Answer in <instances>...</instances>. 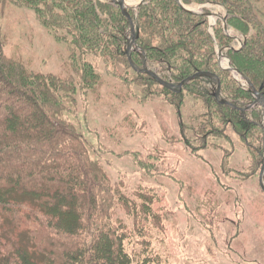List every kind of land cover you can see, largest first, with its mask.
I'll return each mask as SVG.
<instances>
[{"label": "trees", "instance_id": "trees-1", "mask_svg": "<svg viewBox=\"0 0 264 264\" xmlns=\"http://www.w3.org/2000/svg\"><path fill=\"white\" fill-rule=\"evenodd\" d=\"M180 1L206 14L215 13L209 5L222 7L231 35L222 20L211 27L207 15L188 13L176 0H145L129 11L138 31L132 63L173 84L214 73L222 82V102L246 110L218 103L216 82L206 76L173 93L136 72L128 60L123 11L117 2L0 0V214L30 229L44 257L39 263L25 248L7 244L0 264H134L136 254L129 251L133 236L128 224L117 219V210L126 213L139 234L147 222L161 227L162 218L153 210L155 197L140 191L127 195L122 186L112 184L64 117V100L95 90L105 74L140 92L142 104L158 99L172 105L179 141L193 155L210 148L212 141L233 145L234 136L250 151L253 173L261 172L264 108L218 58L221 50L264 97V25L254 4L259 0ZM8 3L33 9L49 34L67 45L72 75L35 73L4 54L1 20ZM237 40L243 42L241 49Z\"/></svg>", "mask_w": 264, "mask_h": 264}, {"label": "rangeland", "instance_id": "rangeland-1", "mask_svg": "<svg viewBox=\"0 0 264 264\" xmlns=\"http://www.w3.org/2000/svg\"><path fill=\"white\" fill-rule=\"evenodd\" d=\"M254 4L264 25V0ZM208 8L225 17L222 7ZM216 19L210 20L211 27ZM1 25L8 58L35 73L72 75L67 45L49 34L33 9L8 3ZM210 32L214 36L212 28ZM236 46L241 49L242 40ZM129 89L105 74L95 90L64 100V117L82 135L112 184L122 186L127 195L140 191L156 199L153 210L162 218L161 227L147 222L141 234L126 213L117 210V219L128 224L133 236L129 251L136 254L134 264H264V192L261 172L253 173L247 147L233 136V145L212 141L195 156L179 141L172 105L158 99L142 104L141 93ZM7 244L44 261L30 229L0 214L1 255Z\"/></svg>", "mask_w": 264, "mask_h": 264}, {"label": "water", "instance_id": "water-1", "mask_svg": "<svg viewBox=\"0 0 264 264\" xmlns=\"http://www.w3.org/2000/svg\"><path fill=\"white\" fill-rule=\"evenodd\" d=\"M131 1L132 0H119V1H113V2H117V3H119L121 5L122 11H123V19H124V26H125L126 32L133 36V40H129V37H127V39H128L127 56H128L129 63L131 64L132 68L136 72H142L144 74L149 75L159 85H161L162 87L168 89L169 91H171L173 93L181 92L183 87L187 83H189L191 80H194L195 78L200 77V76H206V77H208L210 79L215 80V82H216V87H215L216 92H215L214 95H215V98L218 101V103H220L222 106H228V107L234 108V109H241L235 103L222 102V82L217 77V75H215L214 73L197 74V75H194V76L190 77L189 79L183 81L180 84H173V83H168V82L164 81L159 75H157L156 73L148 70L147 68H145L143 70H137V68L134 66V64L132 63V60H131V55H132L133 50L137 46V39H138L137 28L135 27L134 22H133V20L131 19L130 15H129V11L131 9L134 10V8L130 6V2ZM144 1L145 0H142L141 3L137 6V8L141 4H143ZM176 1L181 5V7L186 12L191 13L193 15H207L210 18V20L212 18H215V17L217 19L218 18L221 19L223 21V23H224L226 33L230 34V31H229L228 27L226 26V19L224 17H222V15H218V14H215V13L206 14V13H203L200 9L189 8V7H186V6L182 5L180 0H176ZM218 55H219V61H220L221 67L224 70L232 71L235 75H237L236 78H238V76H239L241 78V80L245 83V85L249 86L251 88V90L253 91L254 96L256 97V104L261 105L264 108V97L261 94H259L258 91H256V89L253 87V85L250 82V80L246 76L240 74L237 70L232 68L230 60L223 55L221 50L218 51ZM222 57H224L225 59H227L229 61V67L228 68H225V67L222 66V63H221V58ZM241 110H246V109L242 108ZM263 128H264V126H263ZM260 186H261L262 191L264 192V155H263V166H262V170H261V173H260Z\"/></svg>", "mask_w": 264, "mask_h": 264}, {"label": "bare ground", "instance_id": "bare-ground-1", "mask_svg": "<svg viewBox=\"0 0 264 264\" xmlns=\"http://www.w3.org/2000/svg\"><path fill=\"white\" fill-rule=\"evenodd\" d=\"M141 1H142V0H137V1H133V0H132V1L130 2V6L133 7V8H136L137 5H138L139 3H141ZM129 40H133V36L129 37ZM222 65H223L224 67H228V66H229V61H228L227 59H224V60L222 61Z\"/></svg>", "mask_w": 264, "mask_h": 264}]
</instances>
